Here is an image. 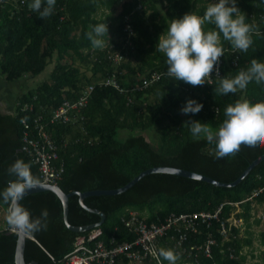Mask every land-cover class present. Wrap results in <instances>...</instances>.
<instances>
[{
  "label": "trees",
  "instance_id": "16d2710c",
  "mask_svg": "<svg viewBox=\"0 0 264 264\" xmlns=\"http://www.w3.org/2000/svg\"><path fill=\"white\" fill-rule=\"evenodd\" d=\"M29 3L30 0H0V74L16 82L26 76L36 78L57 63L47 80L17 99L14 110H8L12 113L0 109V189L14 178L8 169L18 157L30 161L34 174L41 178L34 158L23 150L24 121L31 123L41 114L49 117L64 103L80 100L91 85L94 90L87 102L73 111L71 121L48 127L58 147L60 159L56 163L65 165L57 183L66 193L118 189L156 167L185 169L231 183L264 155V148H258L242 150L230 159L220 157L215 142L194 137L184 123L192 115L218 127L228 104L237 100L264 104V87L254 84L227 94L214 92L223 76H234L249 67L252 59L264 64V0H238L259 30L253 33V45L244 51L223 40L221 75L212 74L209 83L195 86L167 74V57L157 44L176 16L187 11L202 14L209 0H57L55 12L48 18L40 17ZM118 4L121 11L115 15ZM102 9L109 13L102 12L98 17ZM104 20L110 30L105 37L106 47L93 48L87 33ZM117 53L122 56L120 60L115 58ZM78 61L82 66L92 65V78L76 65ZM112 78L118 88L100 85ZM189 97L203 101L204 108L199 113L180 111ZM26 104L32 109H24ZM146 131L153 132L151 140L144 134ZM84 201L89 208L106 214L101 226L108 236L131 211L149 223H165L172 214L213 215L221 208L218 217L208 219L210 226L205 225L202 234L194 235L196 242L209 237L215 242L212 258H203L202 264H244L242 250L252 245L253 205L264 204V161L232 187L152 173L124 193L88 196ZM21 203L33 216L41 215L45 208L49 210L47 227L28 231L34 239L26 241L27 263L57 264L73 249L77 237L88 233L67 227L63 203L52 191L30 194ZM236 206L242 208L236 217L246 224L249 237H240V228L229 222ZM1 209H8L2 198ZM68 219L74 226L101 221L98 214L81 205L77 194L70 197ZM223 221L226 235L221 233ZM126 235V230L119 232L118 241L130 239ZM18 237L17 233L0 231V264H16ZM262 237L264 242V233Z\"/></svg>",
  "mask_w": 264,
  "mask_h": 264
},
{
  "label": "clouds",
  "instance_id": "9594fccd",
  "mask_svg": "<svg viewBox=\"0 0 264 264\" xmlns=\"http://www.w3.org/2000/svg\"><path fill=\"white\" fill-rule=\"evenodd\" d=\"M56 4L57 0H30L29 7L40 17L48 18L55 12ZM258 31L240 8L238 0H209L202 14L187 11L176 16L161 33L157 47L166 54L167 74L195 86L209 83L212 73L220 72L218 65L225 53L223 40L230 41L236 49L247 51L253 45V33ZM106 35H110L106 20L94 24L87 33L92 47L99 49L105 47ZM250 84L264 87V64L256 59L234 76H223L214 92L227 94ZM203 108V101L189 97L180 111L195 114ZM224 111L225 118L218 127L192 115L184 123L194 137L203 136L215 142L220 157L230 159L245 149L264 148V104L253 105L247 100H237L228 104ZM8 171L14 178L0 189V198L8 204L6 219L9 226L33 232L47 227V208L41 215L33 216L31 210L21 203L29 190L43 183L34 174L31 162L18 157L9 165ZM158 252L169 264H176L180 256L173 247H160Z\"/></svg>",
  "mask_w": 264,
  "mask_h": 264
},
{
  "label": "built area",
  "instance_id": "2783aa9c",
  "mask_svg": "<svg viewBox=\"0 0 264 264\" xmlns=\"http://www.w3.org/2000/svg\"><path fill=\"white\" fill-rule=\"evenodd\" d=\"M115 58L120 60L122 56L117 53ZM223 61L222 56L219 68ZM212 74L220 76L221 72L214 71ZM100 85L119 87L114 78L103 81ZM94 87L91 85L80 100L74 103L66 102L52 110L49 117L41 114L31 123L24 121L23 150L28 152L37 163L42 184L58 185V180L65 172L64 163H56L60 159L58 147L48 127L50 124L71 121L73 111L87 102ZM29 108L32 109L28 104L24 107L26 110ZM219 211L213 215L172 214L165 223H149L139 213L131 211L124 215L121 226H116L109 236L103 231L102 226H98L89 230L87 234L77 237L73 249L57 264H169L168 260L159 255L160 247L175 248L180 253L177 260L179 264H202L203 258H212V245L215 242L211 237L204 242H196L194 235L202 234L203 227L210 226L208 219L218 217ZM3 223L0 219V231L19 233V228H12ZM221 225V233L226 235V222L223 221ZM122 230H126V237L130 239L125 237V240L123 238L119 239L123 241H118L117 235Z\"/></svg>",
  "mask_w": 264,
  "mask_h": 264
},
{
  "label": "water",
  "instance_id": "95a60500",
  "mask_svg": "<svg viewBox=\"0 0 264 264\" xmlns=\"http://www.w3.org/2000/svg\"><path fill=\"white\" fill-rule=\"evenodd\" d=\"M264 161V155L260 156L257 158L253 163L245 170V172L234 182L231 183H226V182H221L218 180H215L211 177L188 171L185 169H179V168H174V167H156V168H151L148 169L144 172H142L139 176L134 178L131 182L126 184L125 186L118 188V189H113V190H93V191H87V192H71V193H66L63 191V189L59 185H54V184H41L40 186H37L35 188H32L29 190L24 197L33 194V193H38L42 191H52L54 192L62 201L63 206H64V219L67 227L78 233H84L92 228L98 227L103 225V223L106 220V214L102 212L99 209H91L85 204V198L88 196H94V195H117L126 192L129 190L132 186H134L139 180H141L143 177L146 175L152 174V173H169V174H174V175H179L187 178H192V179H197L201 181H205L208 183H211L215 186H224V187H232L237 184H239L250 172L251 170L256 167L258 164ZM79 195L80 197V203L81 205L96 214H98L101 217V221L96 223V224H90V225H83V226H74L69 223L68 219V214H69V200L70 197L73 195ZM18 243H17V248H16V264H36L35 262L32 263H27L25 260V247H26V241L27 239L31 238V235L28 233L27 230L25 229H20L19 228V233H18Z\"/></svg>",
  "mask_w": 264,
  "mask_h": 264
},
{
  "label": "rangeland",
  "instance_id": "374dc122",
  "mask_svg": "<svg viewBox=\"0 0 264 264\" xmlns=\"http://www.w3.org/2000/svg\"><path fill=\"white\" fill-rule=\"evenodd\" d=\"M121 11V4H118L117 7L115 8L114 12L115 15H118ZM102 12H104L105 14L109 13V11L102 9L99 10L97 16L100 17L102 16ZM107 44V42H106ZM106 47V45H105ZM128 60V59H127ZM132 60V59H131ZM132 62H135L134 60H132ZM55 63H57V61H55ZM49 65V67L47 68V70L41 74L40 76L33 78L31 76H26L23 77L20 80L15 81H7L3 75L0 74V78H2L3 80H5V82H10L7 83L8 85L12 86V88L7 87L5 89V92L3 91V93H1L0 91V96L3 97L5 95L6 97V105H7V109H10L12 111V108L14 110V106L16 105V101L19 98L21 89H25V92H27V90H31L33 88H35L39 83L47 80L49 78L50 72L52 70V68L54 67V64ZM77 66L80 67L81 71L86 74L88 77L92 78L93 77V72L91 70L92 65L89 66H82L79 61L78 63H76ZM22 84H24L22 86ZM21 85V86H20ZM29 86V87H28ZM19 87V90L17 89ZM22 92V91H21ZM23 93V92H22ZM1 102H3V99L1 98ZM0 102V103H1ZM1 103V105H2ZM138 132V131H137ZM139 133V132H138ZM144 134L146 135L147 139L151 140V138L153 137V132L152 131H146L144 132ZM236 210L233 212L232 218L230 219V223L233 224L236 227H239L241 230L240 233V237H249V235L246 233L247 231V227L246 224L244 223L243 220L238 219L236 217V214H238L239 212H242V208L240 206H236L235 207ZM1 214H0V219L4 222L5 225H8L7 223V211L4 209H1ZM259 220V224L256 225L255 222ZM251 222L253 223L252 228H251V237H252V245L250 246H245L242 250V254L246 256L245 259V263L244 264H264V242H263V237L262 234L264 233V204H258L256 202H254L253 205V211H252V219Z\"/></svg>",
  "mask_w": 264,
  "mask_h": 264
},
{
  "label": "crops",
  "instance_id": "0c3cea01",
  "mask_svg": "<svg viewBox=\"0 0 264 264\" xmlns=\"http://www.w3.org/2000/svg\"><path fill=\"white\" fill-rule=\"evenodd\" d=\"M27 77H28V76H27ZM7 83H8V82H5V80H3L2 78H0V91H1V93H3V91L5 92V89H6L7 87L12 88V86L8 85ZM23 85H24V84H22V86H23ZM20 86H21V85H20ZM28 87H29V86H28ZM17 89L19 90V87H18ZM25 90H26V87H25V89H23V88L21 89V91H22L23 93H22L21 91H19V92H20L19 97H21L22 94L26 93ZM27 91H29V89H28ZM1 93H0V94H1ZM1 98L3 99V102H4V103L1 102ZM0 102L2 103V105H1V103H0V109H1V110H4L5 112H8V113H12V112L8 111L9 109H7V105H6V97H5V95H4L3 97L0 96Z\"/></svg>",
  "mask_w": 264,
  "mask_h": 264
}]
</instances>
